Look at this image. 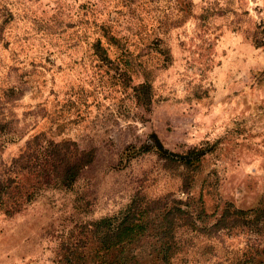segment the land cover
<instances>
[{
	"label": "rangeland",
	"instance_id": "1",
	"mask_svg": "<svg viewBox=\"0 0 264 264\" xmlns=\"http://www.w3.org/2000/svg\"><path fill=\"white\" fill-rule=\"evenodd\" d=\"M262 21L264 0H0V173L35 136L94 156L70 189L0 212V264H56L135 197L202 198L207 225L227 204L264 206ZM157 141L207 153L191 170ZM255 229L178 228L174 264H264L241 258L264 245ZM155 243L142 238L136 259L157 263Z\"/></svg>",
	"mask_w": 264,
	"mask_h": 264
},
{
	"label": "trees",
	"instance_id": "2",
	"mask_svg": "<svg viewBox=\"0 0 264 264\" xmlns=\"http://www.w3.org/2000/svg\"><path fill=\"white\" fill-rule=\"evenodd\" d=\"M253 42L257 48H264V21L257 26ZM98 44L100 46V42ZM139 91L143 94V102L151 104V86L142 84ZM157 142L166 159L191 170L198 168L207 153L193 149L179 155ZM93 160L91 152L72 149L68 141L58 143L35 136L0 173V212L12 217L49 188L70 189L80 172ZM210 217L202 198L198 201H181L170 196L158 200L135 197L118 216L84 225V238L76 244H66L65 254L56 264H143L136 259L135 251L144 237H154L156 241L158 258L157 263L152 264H174V256L179 250L175 241L178 228L209 235L238 230L255 233V228L264 223V206L244 211L227 204L221 216L207 225ZM242 256L245 263L257 256H264V245L251 242Z\"/></svg>",
	"mask_w": 264,
	"mask_h": 264
}]
</instances>
